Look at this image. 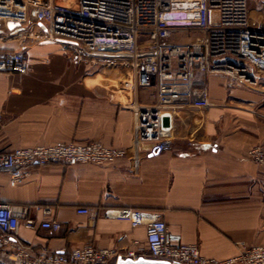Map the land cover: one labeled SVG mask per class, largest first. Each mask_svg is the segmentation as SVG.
I'll list each match as a JSON object with an SVG mask.
<instances>
[{"label":"crops","instance_id":"0c3cea01","mask_svg":"<svg viewBox=\"0 0 264 264\" xmlns=\"http://www.w3.org/2000/svg\"><path fill=\"white\" fill-rule=\"evenodd\" d=\"M16 39L14 32L2 35L0 52H23L29 70L0 74V152L90 141L128 150L108 165L36 167L16 187L0 172L3 202L29 206L38 224L46 217L36 208L50 207L49 218L62 224L59 232L31 230L22 220L18 238L26 247L146 251L143 226L97 214L123 209L159 214L207 258L234 257L242 244L264 245V163L250 156L253 149L264 154V79L252 88L207 77L212 106L177 110L170 147L154 151L149 142L134 145L136 116L115 105L111 67L94 64L69 42ZM152 99V90L140 91V102Z\"/></svg>","mask_w":264,"mask_h":264},{"label":"built area","instance_id":"2783aa9c","mask_svg":"<svg viewBox=\"0 0 264 264\" xmlns=\"http://www.w3.org/2000/svg\"><path fill=\"white\" fill-rule=\"evenodd\" d=\"M259 1L261 18L257 20L249 0H0V36L7 29L39 41L69 42L91 56L94 64L111 67L115 105L136 116L134 145L149 142L154 151H161L171 145L177 110L212 106L207 77L225 76L232 84L252 88L264 79V0ZM9 22L18 24L15 30L8 29ZM28 70L23 52H0V74ZM143 90H152L148 103L139 100ZM127 153L100 141L57 142L0 152V172L16 187L36 167L102 166ZM250 156L264 163L260 149L251 150ZM36 209L46 217L39 224L28 217L29 206H13L0 196V264H109L139 257L177 264H264V245L242 244L234 257L207 258L197 245L171 232L159 214L132 209L97 214L127 220L133 228L143 226L144 252L121 253L91 245L62 253L36 252L18 238L22 220L31 230L62 229L59 221L49 218L50 207Z\"/></svg>","mask_w":264,"mask_h":264},{"label":"water","instance_id":"95a60500","mask_svg":"<svg viewBox=\"0 0 264 264\" xmlns=\"http://www.w3.org/2000/svg\"><path fill=\"white\" fill-rule=\"evenodd\" d=\"M18 24L9 22L7 24V27L9 30H15ZM0 33H2V30H0ZM117 264H177L172 263L170 261L166 260H157V259H149L144 257H139L137 259L133 258H120L117 261Z\"/></svg>","mask_w":264,"mask_h":264},{"label":"rangeland","instance_id":"374dc122","mask_svg":"<svg viewBox=\"0 0 264 264\" xmlns=\"http://www.w3.org/2000/svg\"><path fill=\"white\" fill-rule=\"evenodd\" d=\"M261 6H262V2H260L259 0H249V9L252 12L251 15L254 19L259 20L261 18V10H260ZM255 10H258L259 14L254 13ZM4 31H5V33L3 35H5V34L7 35L8 34L7 29H4ZM30 31H33V29L31 28ZM16 37H17V39H16L17 41L23 42L27 39L28 36L24 37V36H22L21 33H18V34H16ZM1 38H2V35L0 36V39Z\"/></svg>","mask_w":264,"mask_h":264}]
</instances>
